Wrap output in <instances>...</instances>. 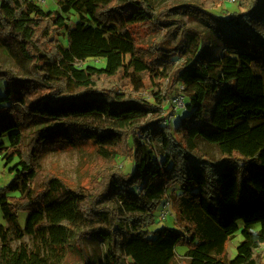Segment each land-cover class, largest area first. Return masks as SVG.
<instances>
[{"label": "trees", "instance_id": "trees-1", "mask_svg": "<svg viewBox=\"0 0 264 264\" xmlns=\"http://www.w3.org/2000/svg\"><path fill=\"white\" fill-rule=\"evenodd\" d=\"M262 1L219 13L224 0L162 8L154 0H56L53 10L0 0V49L27 62L22 71L0 61V157L14 162V178L0 188V264H48L44 247L79 250L84 264H172L181 245L189 264H264V75L255 69L264 72ZM181 15L206 22L226 52L209 54ZM90 58L106 65L78 66ZM179 94L189 112L172 129L163 112ZM201 141L218 145L220 156L201 151ZM87 147L112 163L128 156L134 169L112 164L73 186L38 163L49 150ZM165 200L174 226L152 230ZM25 235L35 246L13 249L11 237ZM90 240L107 244L103 259L88 253Z\"/></svg>", "mask_w": 264, "mask_h": 264}, {"label": "rangeland", "instance_id": "rangeland-1", "mask_svg": "<svg viewBox=\"0 0 264 264\" xmlns=\"http://www.w3.org/2000/svg\"><path fill=\"white\" fill-rule=\"evenodd\" d=\"M156 5L159 8L164 7L165 5L174 4L178 2H186V1H199V0H154ZM229 0H224V2L216 7V11L222 13L224 11H244L246 8L240 6L239 0H236L234 3H229ZM46 10H53L57 8L56 0H46L45 4L42 5ZM260 16L264 17V0L261 3L259 9ZM69 17L72 19V25L78 21V16L74 13H71ZM183 19L184 23L188 27H193L199 31L205 42L207 43V49L209 54L221 55L226 52L223 46L220 44L219 40L214 36L211 28L208 24L202 20H198L196 18L190 17L188 15L179 16ZM133 53L127 52L124 54V64L126 67H129L132 59ZM0 61L3 66H18L24 71L27 66L26 61H22L19 58L11 55L8 51L0 49ZM87 65H93L97 67H103L106 65V61L103 58H90L84 64H78V66L85 67ZM258 72H261L264 75V72L260 70L258 67H255ZM2 83V81H0ZM146 97L151 98L150 95H145ZM187 103V99L185 100ZM188 108L186 106L177 110V112L172 117L171 128L176 127L183 116L188 113ZM251 124H257L261 122L259 119H252ZM200 149L204 153L207 152L211 156L218 158L220 156V152L218 149V145H209L204 141L200 143ZM154 145L157 149L158 156L160 158L162 155V146L159 142H154ZM39 165L49 174L60 176L67 183L73 186L85 185L91 179L92 172L95 170L102 171L105 168H109L110 165H115L118 167H123L125 172H130L134 169V164L132 160L125 155L116 154L114 156V162L104 160L103 158H99L96 151L92 148L87 147L86 150H77V149H59L57 151L49 150L43 156H41L38 160ZM13 163L7 164L6 160L0 157V188L7 186L12 179L14 178V172L10 169ZM37 188V187H36ZM20 191H12L9 194L19 196ZM172 210V209H171ZM27 217V213L22 212L20 214V222L24 225ZM175 222V212L172 210L171 214L168 215L166 219L163 221L155 220L154 224L151 225L150 229L156 230L161 227H172ZM0 224L7 225V222L3 216L2 209L0 207ZM98 225V224H97ZM260 224L254 225L253 229L258 230L260 228ZM264 227V226H263ZM241 233H237L234 237H232L227 244V257L228 260L233 259L237 254V247L242 240ZM88 253L96 260H101L104 258L105 253L108 249L107 244L104 242H100L97 240L88 241ZM11 245L13 249H16L18 246H25L29 250H31L35 246V239L29 235H25L22 239H16L14 236L11 237ZM0 247H1V239H0ZM187 246L181 245L177 247V256L175 261L172 264H189V260L186 256ZM45 257L47 258L48 264H84L85 259L82 253L79 250H67L65 255L57 254L55 251L44 247ZM57 251V250H56ZM59 252V251H58Z\"/></svg>", "mask_w": 264, "mask_h": 264}, {"label": "built area", "instance_id": "built-area-1", "mask_svg": "<svg viewBox=\"0 0 264 264\" xmlns=\"http://www.w3.org/2000/svg\"><path fill=\"white\" fill-rule=\"evenodd\" d=\"M236 0H229V3H234ZM35 3L39 5L45 4L46 0H34ZM186 98L184 95L179 94L176 96L171 97L168 102L165 111L163 112L164 115V120L163 124L166 126L171 125L172 117L176 113L169 114L171 112H177L178 109L186 106ZM171 201L170 200H165L158 208L157 210V215H156V220L158 221H163L168 217V215L171 214ZM263 249H264V244H263Z\"/></svg>", "mask_w": 264, "mask_h": 264}]
</instances>
